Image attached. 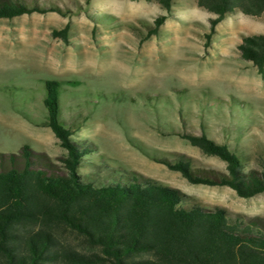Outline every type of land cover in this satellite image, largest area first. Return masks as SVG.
I'll list each match as a JSON object with an SVG mask.
<instances>
[{"label": "rangeland", "instance_id": "rangeland-1", "mask_svg": "<svg viewBox=\"0 0 264 264\" xmlns=\"http://www.w3.org/2000/svg\"><path fill=\"white\" fill-rule=\"evenodd\" d=\"M25 1L51 10L0 18L3 159L22 158L29 147L62 165L67 150L45 125L43 105L45 81L57 79L63 118L74 140L93 144L90 157L178 188L201 206L264 219V191L244 197L227 185L191 183L157 160L185 158L199 171L227 172L225 161L180 134L205 131L228 144L246 171L263 169L264 74L239 44L264 33V12L235 10L212 26L216 14L198 0H174L170 11L157 0ZM58 237L88 252L77 234L59 230Z\"/></svg>", "mask_w": 264, "mask_h": 264}, {"label": "trees", "instance_id": "trees-1", "mask_svg": "<svg viewBox=\"0 0 264 264\" xmlns=\"http://www.w3.org/2000/svg\"><path fill=\"white\" fill-rule=\"evenodd\" d=\"M157 1L167 11L174 2ZM198 5L216 14L212 26L235 10L264 12V0ZM47 10L37 1L0 0V18ZM165 18H156L151 33ZM239 51L264 74V33L245 35ZM64 91L60 80L45 81L44 122L67 150L62 165L33 156L29 147L22 158L0 156V264H264V219L201 206L178 188L90 157L93 144L74 140L63 118ZM180 134L225 161L227 172L199 171L185 158L157 160L191 183L227 185L244 197L264 191V167L246 171L228 144L205 131ZM59 230L80 236L88 252L65 246Z\"/></svg>", "mask_w": 264, "mask_h": 264}]
</instances>
